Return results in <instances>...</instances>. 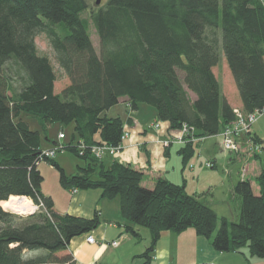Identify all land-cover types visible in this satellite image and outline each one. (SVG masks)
<instances>
[{
  "label": "trees",
  "instance_id": "16d2710c",
  "mask_svg": "<svg viewBox=\"0 0 264 264\" xmlns=\"http://www.w3.org/2000/svg\"><path fill=\"white\" fill-rule=\"evenodd\" d=\"M88 11L87 0H0V264H77L65 252L71 240L102 222L98 211L84 217L55 209L42 189V161L59 170L67 189L97 188L103 197L120 198L126 230L136 238L141 228L150 231L144 264L151 263L163 231L190 228L218 252L244 254L248 248L251 256L264 259V167L256 185L244 177L234 186L242 204L239 220L232 221L188 193L185 183L158 178L147 187L143 171L118 160L106 165L93 153L101 144L122 147L126 122L105 114L121 98L133 109L152 105L157 119L176 130L187 125L197 139L219 135L237 118L214 70L221 43L242 111L263 110L264 2L107 0L84 16ZM40 34L47 36L70 79L60 92L50 57L37 47ZM11 64L22 82L18 90ZM25 116L37 118L44 129L56 122L74 124L68 143L54 142L48 149L60 145L58 150L74 153L84 161L78 171L68 174L44 154L41 131L33 130ZM251 139L257 147L262 142ZM182 145L186 166L195 154L194 141ZM12 195L28 196L45 209L26 216L5 210L1 202Z\"/></svg>",
  "mask_w": 264,
  "mask_h": 264
},
{
  "label": "crops",
  "instance_id": "0c3cea01",
  "mask_svg": "<svg viewBox=\"0 0 264 264\" xmlns=\"http://www.w3.org/2000/svg\"><path fill=\"white\" fill-rule=\"evenodd\" d=\"M218 65L214 68L215 73ZM191 94L196 98L194 93ZM228 98L231 101L229 96ZM237 104L239 105L238 108H242L239 96ZM232 105L235 107L233 102ZM143 106V103H141L137 109H133L127 98H121L117 105L105 112L108 116H120L126 122L125 133H127V136L123 139L122 148L116 154L106 153L104 155V164L110 165L115 160H118L121 163L143 171V184L147 187H154L158 178H166L178 184L185 183L188 193L194 194L204 200L200 193L201 188H197L193 192L188 191L189 181L186 170L189 168L191 174H193L196 166L192 162H189L185 166L183 155L180 153V148L184 145L175 140L179 134L178 130L172 129L169 121L157 119L156 111L152 114L151 109H146ZM144 110L147 113H151V119L149 117L143 119L142 113H144ZM263 124L264 116L260 117L252 128V136L255 139L258 138L260 141L264 140L261 135L264 132V128H261ZM147 126L150 128L149 130ZM208 138L209 136L201 138L198 142H194L195 154L197 153L196 148H204ZM241 143L244 146L246 145L245 140H242ZM259 143L262 150L256 156L260 159L261 155L264 154V144L263 142ZM209 151L212 154L210 157L214 158L219 152L216 145ZM213 163L215 164L212 168H215V160ZM201 165L203 167V164ZM202 167H200L201 173L199 174L198 171L196 173L197 177L193 176V178L198 180L197 184L199 187L204 182L202 180L203 173L207 172ZM263 167V164L259 165L258 163L246 166V175H242V178L236 180L235 184L229 187V189H221L220 191L224 192L227 190L230 197L235 196L233 194L236 183L244 179V177L252 178L255 181ZM254 185H256V181ZM68 190L71 199L62 206H59L57 203L55 195L49 194L52 196L55 202V209L58 212L92 217L95 211H98L102 221L94 231L77 236L71 240L69 248L65 252L72 254L77 264L145 263V257L142 254H144L147 246L150 244V231L146 228H141V238H136L126 230L127 220L121 214L119 197H115L118 198V202L113 201L115 199L103 197V190L97 188L79 189L76 192H73L72 189ZM205 201L220 214L212 201L207 199ZM240 207L241 204H239L238 211ZM223 216L228 217L224 214ZM90 235L95 238V241L92 243L88 242ZM244 250V254L239 252H218L213 248L210 239L198 235L192 228L181 233L167 230L162 232L157 241L150 264H200L203 262L211 264H264L263 258L251 256L248 248ZM32 254L36 255L39 253L34 252Z\"/></svg>",
  "mask_w": 264,
  "mask_h": 264
},
{
  "label": "rangeland",
  "instance_id": "374dc122",
  "mask_svg": "<svg viewBox=\"0 0 264 264\" xmlns=\"http://www.w3.org/2000/svg\"><path fill=\"white\" fill-rule=\"evenodd\" d=\"M262 1L264 2V0ZM87 2L89 4V11H91L103 5L104 3H106L107 0H100V3H97V0H87ZM89 11L86 12L84 16H88ZM90 30H91L92 41L96 49L99 51L100 40H99V37L93 25H91ZM36 43H37V47L40 53L48 55L54 65V68H55V71L58 77L57 81L55 82V91L60 92L67 84H69L70 79L65 74V72L60 67V65L58 64L55 51L52 45L50 44L49 40L47 39V36L45 34L38 35L36 38ZM220 54H221V60L219 62L218 67L216 68V73L218 75L219 81L221 82V86L223 90L222 92L223 94H226L227 96H229L231 99V102H233V104H235V107L237 106L236 108H238L239 105L237 103H238L239 94H238L234 79L232 75L230 74V70L227 65L226 56L222 48V43H221ZM11 65L12 66H10L9 68V74L12 78L13 87H15L16 90H18V88L22 86V82L18 80L17 66L15 64H11ZM190 95L193 98L195 97L193 94H190ZM143 105H144L143 107H146V109H151L152 114L156 111L155 108L150 104L143 103ZM142 117L143 119H146L148 117L151 119V113H147L144 110V113H142ZM24 118L30 123V126L33 130L38 129L41 131L42 146L44 148L52 147L54 142H57L60 145L66 144L72 139V133L74 132L73 123L66 125V126H62L61 123L56 122V123L49 125L47 129H44L43 126L40 124V121L37 118H32L29 116H25ZM152 118L154 119V117ZM261 128H264V124L262 125ZM147 129L148 130L150 129L149 126H147ZM61 132L65 133L66 135V137L63 139L60 138ZM261 135L264 138V132ZM190 138L191 136H186L185 143H188L189 141H191ZM251 138H253L252 129L249 132H247L246 135H242L239 138V144L241 147V151H239L236 154L235 153L231 154V151H227L223 147V137L221 134L216 135V136H211L206 140V145L204 146V148L202 149L196 148L197 153L190 160V163L192 162L196 166L193 174H191L189 168H187L186 170V173L188 175V181H189L188 191L193 192L194 190H197V188H201L200 193L203 196L202 198H204V201L205 199H207L213 202V204L219 210L220 218H222L224 214V215H227L228 218L232 221L239 220L240 210L238 211V209H239V204H242L241 196L237 195L235 192L233 194L235 196L230 197L227 190H225L224 192L220 190L229 189V187H232L235 184L236 180L242 178V175L244 174L246 175L247 173L245 170L246 166H252L253 163L264 165V154L261 155L260 159L258 158V156H256V152L258 150L259 151L262 150L261 144L256 149L255 147L257 145L254 143V141ZM200 139L201 138L199 139L194 138V142H198ZM242 140H245V143H246L245 146L243 143H241ZM262 142L264 144V140ZM214 145H216V148L218 147V151H219L218 155L215 158L210 157L212 156V154H211V151H209L213 148ZM54 158L63 168H65L68 174H72L78 171L79 165L84 164V161L82 159L77 157L74 153H72L69 150H64V149L58 150ZM214 160L216 162V167L215 168L208 167L207 163L211 162L213 164ZM201 164H203V167ZM200 167L205 169L207 172L203 173L202 180L204 182L200 184V187H199V185L197 184L198 180H196V178H193V176L195 175L197 177L196 173L198 171H199V174L201 173ZM39 169L41 171V174L44 177V181L42 183L43 192L45 194L55 195L59 206L60 205L62 206L63 204L69 202V200L71 199L70 193H69V190L63 187L60 183L59 170L45 161H42L39 164ZM210 172H213V173H210ZM207 183L208 185H210V187H208ZM113 199H112L113 201L118 202L117 200L118 198H113ZM8 211H11L15 214H19L22 216H26V214L23 212H19L15 210H8Z\"/></svg>",
  "mask_w": 264,
  "mask_h": 264
},
{
  "label": "built area",
  "instance_id": "2783aa9c",
  "mask_svg": "<svg viewBox=\"0 0 264 264\" xmlns=\"http://www.w3.org/2000/svg\"><path fill=\"white\" fill-rule=\"evenodd\" d=\"M236 120L232 122L231 124L227 125L225 129L220 133L223 137V147L227 151H231V153H238L241 151V147L239 144V138L242 135H246L247 132H249L252 128L253 125L256 123V121L259 119L264 114V109L263 110H256L252 113H246L242 111L241 108H236ZM179 134L176 136V141L179 142L180 144H185V138L186 136H191V141H194V133L191 132L189 127L187 125H183V127L178 130ZM127 136V133H125L123 139ZM65 135L63 133H60V138L63 139ZM60 148L59 146H55L54 148H50L44 151V154L46 156L54 157ZM256 149L258 148L257 146L255 147ZM121 147H112L108 144H101L99 146H95L93 148V153L96 157L98 158H103L106 153H110L112 155L116 154ZM208 167H213V164L211 162L207 163ZM78 189H72L73 192H76ZM23 198H26L27 200H30L33 204V209L26 210L25 213L26 215H30L33 213H36L37 211H41L44 208L43 203H33V199L28 197V196H21ZM33 200V201H32ZM36 203V204H35ZM7 210L6 208H4ZM47 211V210H45ZM95 241L94 236L90 235L88 237V242L92 243ZM116 244V243H115Z\"/></svg>",
  "mask_w": 264,
  "mask_h": 264
},
{
  "label": "bare ground",
  "instance_id": "6f19581e",
  "mask_svg": "<svg viewBox=\"0 0 264 264\" xmlns=\"http://www.w3.org/2000/svg\"><path fill=\"white\" fill-rule=\"evenodd\" d=\"M1 205L6 209L10 208L19 212H24L34 208L30 200L17 195H12L8 200L2 201Z\"/></svg>",
  "mask_w": 264,
  "mask_h": 264
},
{
  "label": "water",
  "instance_id": "95a60500",
  "mask_svg": "<svg viewBox=\"0 0 264 264\" xmlns=\"http://www.w3.org/2000/svg\"><path fill=\"white\" fill-rule=\"evenodd\" d=\"M97 3H100V0H97ZM7 210H13V209H10V208H9V209H7Z\"/></svg>",
  "mask_w": 264,
  "mask_h": 264
}]
</instances>
